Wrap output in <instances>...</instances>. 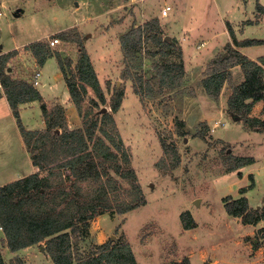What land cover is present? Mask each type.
<instances>
[{"label": "rangeland", "instance_id": "rangeland-1", "mask_svg": "<svg viewBox=\"0 0 264 264\" xmlns=\"http://www.w3.org/2000/svg\"><path fill=\"white\" fill-rule=\"evenodd\" d=\"M257 1L264 6V0H0V45L1 51L12 53L6 64L11 70L5 69L12 78L32 82L34 71L39 70L37 87L45 88L44 100L51 106L58 103L54 99L66 104L70 95L57 58L50 56L38 66L28 45L57 38L55 45H49L51 51L69 58L73 67L79 53L75 40H80L107 100L93 109L111 111L113 91H123L121 105L112 114L146 203L123 214L106 211L91 218L71 239L74 261L87 258L100 244L128 242L137 264H171L184 257L191 264H264V221L242 223L227 215L222 201L225 196L239 197V187L249 186L253 175V186L245 195L248 204L261 208L264 203V100L254 103L248 114L263 120L260 124L230 111L227 98L243 80V71L240 66L231 67L215 97L202 84L213 59L184 67L181 85L167 88L159 81L155 64L177 62V52L154 53L150 41L129 59L132 76L124 78L120 43L132 26L153 18L158 19L162 36L171 33L180 38V30L191 27L194 34H201L183 42L187 63L193 52L212 54L214 45L226 42V20H252ZM260 23L257 27L245 24L242 33H237L241 38H264V17ZM62 33L69 40H62ZM200 40L205 43L196 48ZM225 47L217 51L212 68L217 65L215 60L228 56ZM245 52L264 54V44ZM139 74L149 86L136 93L133 84ZM93 96L88 89L84 106ZM19 117L28 130L44 126L38 101L20 106ZM68 121L72 127L81 126L72 102ZM20 134L12 111L0 104V185L35 169ZM176 156L178 164L172 167ZM247 157L256 161L230 171L238 158ZM183 211L191 213L196 223L192 229L183 230ZM253 239L261 245L254 248ZM44 245L10 251L0 228L5 264H54Z\"/></svg>", "mask_w": 264, "mask_h": 264}, {"label": "trees", "instance_id": "trees-1", "mask_svg": "<svg viewBox=\"0 0 264 264\" xmlns=\"http://www.w3.org/2000/svg\"><path fill=\"white\" fill-rule=\"evenodd\" d=\"M256 8L264 14V7L257 4ZM61 39L69 40L65 33L61 34ZM75 41L79 43V53L73 67L69 58L62 57L58 51H51L46 41L37 40L28 45L38 65H43L50 56L57 58L70 100L82 120L81 126L74 129L68 127L61 105L51 106L30 81L12 78L5 72L12 53L0 54V86L30 153L32 164L37 168L28 175L0 185V228L3 240L10 251L44 242L45 250L54 264H137L128 242L100 244L87 258L74 261L71 239L81 228L87 227L91 218L106 211L123 214L146 203L141 184L131 165L130 153L112 114L121 105L123 91L118 88L113 91L109 101L111 111L93 109L102 107L107 100L88 52L80 40ZM147 41L154 46V53L166 55L167 49H175L174 41L165 40L161 35L157 18L141 26H132L120 38L125 62L122 77L132 76L129 59H133ZM227 51V57L215 60L217 65L208 68L210 71L202 84L209 94L216 97L227 80L230 68L239 64L244 78L231 89L227 106L233 113L245 118L247 116L246 120L263 123L260 118L248 117V114L254 103L264 100V55L255 61L230 45H227ZM155 66L161 75L159 81L167 88L174 89L181 85L184 67L180 61ZM136 81L133 84L136 93H141L144 86H149L147 81L144 83L141 74L137 75ZM88 89L92 90L94 96L84 106ZM32 101L40 103L45 122L42 129L28 130L20 121L19 107ZM55 129H59V132L56 133ZM199 136L203 137V134ZM253 161L252 157L238 158L230 171ZM177 164L176 156L171 166ZM250 179L249 186L239 188V197L225 196L222 201L227 215L238 217L245 224H256L264 221V203L261 208L249 206L245 193L253 186L252 175ZM180 219L184 229L196 226L189 211L180 213ZM252 243L254 248L261 245L254 239ZM0 264H5L1 248ZM171 264L191 263L188 257H184Z\"/></svg>", "mask_w": 264, "mask_h": 264}, {"label": "crops", "instance_id": "crops-1", "mask_svg": "<svg viewBox=\"0 0 264 264\" xmlns=\"http://www.w3.org/2000/svg\"><path fill=\"white\" fill-rule=\"evenodd\" d=\"M257 4H259V5H261L262 7H264L262 4H260L258 1H257V3H256V5ZM255 15H254V18L251 20V19H246V20H240V21H238L237 23H234V22H231V21H228V20H226L225 21V32H226V34L228 35V39L226 40V42L224 43V44H226V47L225 48H227V45H230L233 49H235L236 51H238L239 53H241L242 55H244V56H246V57H248L249 59H251V60H255V61H257V59L260 57V56H262V55H264V54H260V55H255V56H251V55H249V54H247L246 52H245V50L247 49V48H250V47H254V46H259V45H262V44H264V38H241V36L240 35H238V33L237 32H239V33H242V31H243V27H244V25L246 24V26H255V27H257L259 24H261L260 22L262 21V19H263V17H264V14L263 13H261V12H259L258 10H257V8H256V12L254 13ZM166 15H167V13H166ZM165 15V16H166ZM231 32V33H230ZM172 33H174V32H172ZM180 33H181V37L180 38H176L173 34H171V33H169L168 35H163L164 36V39H165V37L166 36H168L169 37V39H171V40H173L174 41V43H175V49L173 48V50L174 51H176L177 52V54H179V57H177L178 58V62L180 61L181 63H182V65H183V67H186V66H188V65H190L191 63H194L195 65H197L198 64V62H202V63H204L205 61H210V60H212V61H210L209 63H208V67H210V66H212V65H214V63H213V61H214V59L216 58L215 57V55L217 54V51L220 49V47L221 46H223L224 44H218V45H214L213 47V50H212V54H201V52H193L192 54H191V56H190V61L189 62H187L186 63V61H185V59H184V46H183V42L185 41H188L189 40V38L190 37H196V36H198V35H200L201 33L200 32H197L196 34H194V30L193 29H191V27H186V28H183V29H181L180 30ZM248 40L249 41H259L258 43H255V42H248ZM204 43H205V41L204 40H200V42H199V44H197L196 45V48H199L200 46L202 47L203 45H204ZM6 53H8L7 52V50H3V51H0V54H6ZM226 53V52H225ZM225 53H223V54H225ZM227 53H228V51H227ZM201 55H204V56H201ZM206 55V56H205ZM194 56H195V59L193 60V58H194ZM197 56H201L199 59L201 60V61H197ZM224 56V55H223ZM205 60V61H204ZM34 61H35V58H34ZM36 63V62H35ZM45 63V62H44ZM36 65H38V64H36ZM39 66V65H38ZM234 66H238L239 67V64H236V65H234ZM7 70H11V68L10 67H7ZM39 84V83H38ZM34 86V85H33ZM38 91H39V93L41 94V96H42V98H43V100L45 99V96H44V94H43V89H45L44 87H43V89L41 88V89H39L38 87H37V85L36 86H34ZM69 100V102H67L66 104H62L58 99H54L52 102H58L57 104H60L61 106H62V108L64 109V114H65V117H66V121H67V125H68V127L70 128V129H74V128H78V127H72L71 126V123L68 121V115H69V106H70V104H71V102H70V98L68 99ZM45 101V100H44ZM260 101H263V100H259V101H257V102H260ZM32 102H35V101H32ZM32 102H30V103H32ZM37 102V101H36ZM46 102V101H45ZM52 102H50V103H52ZM0 104H2V105H6L7 107H8V109L11 111V109H10V106H9V104H8V101H7V99H6V96H5V94H4V92H3V89L1 88V86H0ZM27 104H29V103H27ZM27 104H23V105H21V106H24V105H27ZM43 124H44V126H45V122H44V119H43ZM44 126L43 127H41V128H39V129H42V128H44ZM78 126V125H77ZM21 135V134H20ZM21 138H22V136H21ZM22 141H23V138H22ZM23 144H24V146H25V148H26V151H27V153L29 154V152H28V149H27V147H26V145H25V143H24V141H23ZM29 158H30V154H29ZM253 159H254V157H252ZM30 161H31V158H30ZM256 160L254 159V161L252 162V163H250V165H252L254 162H255ZM31 165L35 168L34 169V171L36 170V167L32 164V161H31ZM249 165V166H250ZM33 171V172H34ZM23 176H25V175H21V176H18L19 178L20 177H23ZM241 176V175H240ZM252 177H253V175H252ZM14 180V179H13ZM12 181V180H11ZM246 185H244V186H240L239 188H241V187H245ZM239 190V189H238ZM250 190V189H249ZM248 191V190H247ZM247 191H246V193H247ZM246 193H245V195H246ZM229 216V215H228ZM192 229V228H191ZM183 230H188V229H184L183 228ZM189 258V257H188Z\"/></svg>", "mask_w": 264, "mask_h": 264}, {"label": "built area", "instance_id": "built-area-1", "mask_svg": "<svg viewBox=\"0 0 264 264\" xmlns=\"http://www.w3.org/2000/svg\"><path fill=\"white\" fill-rule=\"evenodd\" d=\"M167 10L168 9L164 8L163 9V14H166L167 13ZM57 42H58V39L57 38H53V39H51L48 42V44L51 45V46H53ZM39 77H40V71L39 70H35L34 71V74H33V78H32L31 84L34 85V86L38 85V83H39Z\"/></svg>", "mask_w": 264, "mask_h": 264}, {"label": "water", "instance_id": "water-1", "mask_svg": "<svg viewBox=\"0 0 264 264\" xmlns=\"http://www.w3.org/2000/svg\"><path fill=\"white\" fill-rule=\"evenodd\" d=\"M18 11H21V9H18ZM14 15L17 16L18 14L15 13ZM165 40H170V39H169L168 36H166V37H165ZM1 48H2V46L0 45V51H1ZM100 111H101V112H105V111H106V107H103ZM263 198H264V197H263Z\"/></svg>", "mask_w": 264, "mask_h": 264}]
</instances>
